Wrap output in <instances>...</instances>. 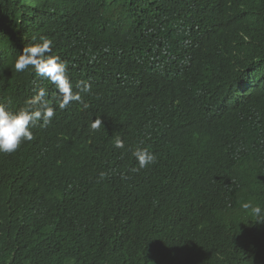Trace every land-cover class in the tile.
Masks as SVG:
<instances>
[{
  "label": "trees",
  "instance_id": "1",
  "mask_svg": "<svg viewBox=\"0 0 264 264\" xmlns=\"http://www.w3.org/2000/svg\"><path fill=\"white\" fill-rule=\"evenodd\" d=\"M41 37L80 102L16 70ZM40 89L51 122L0 153V264H264V0H0V98Z\"/></svg>",
  "mask_w": 264,
  "mask_h": 264
},
{
  "label": "clouds",
  "instance_id": "2",
  "mask_svg": "<svg viewBox=\"0 0 264 264\" xmlns=\"http://www.w3.org/2000/svg\"><path fill=\"white\" fill-rule=\"evenodd\" d=\"M52 48L53 41L47 37H41L39 43L23 49L16 60L15 68L19 72L31 66L40 77L49 80L56 87L61 98L59 108L64 109L73 101L80 102L81 95L78 92L74 93L73 84L67 73L68 65L59 56L52 55ZM80 91L89 92L90 85L81 82ZM46 97V90L40 89L28 101L27 107L18 110L10 109L12 104L0 98V153H15L24 142L33 140L31 129L34 126L40 123L41 126L46 127L51 122L55 112ZM33 106L38 107L33 108ZM100 124L101 121L97 120L92 124V128L98 129ZM115 146L123 148V140L117 139ZM129 152L130 156L123 159L119 172L132 167L143 169L156 160L155 154L146 147ZM243 207L245 210L250 209L253 216H261L262 209L259 206L253 207L245 203Z\"/></svg>",
  "mask_w": 264,
  "mask_h": 264
}]
</instances>
